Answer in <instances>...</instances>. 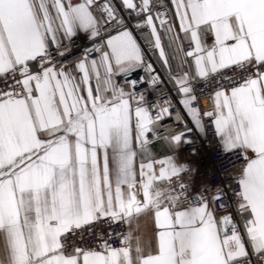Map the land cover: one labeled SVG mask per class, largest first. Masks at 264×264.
I'll return each mask as SVG.
<instances>
[{
    "label": "snow or ice",
    "instance_id": "6c2138e0",
    "mask_svg": "<svg viewBox=\"0 0 264 264\" xmlns=\"http://www.w3.org/2000/svg\"><path fill=\"white\" fill-rule=\"evenodd\" d=\"M94 6L0 0V264L264 259V0H104L102 21ZM77 30L91 46L68 59ZM135 32L182 110L167 91L147 101L164 79ZM137 69L144 75L131 79ZM201 81L215 82L203 111ZM193 128L211 129L223 152L242 158L228 185L235 215L217 214L220 186L188 197L183 177L195 168L178 153ZM101 223L113 230L77 246Z\"/></svg>",
    "mask_w": 264,
    "mask_h": 264
},
{
    "label": "built area",
    "instance_id": "2783aa9c",
    "mask_svg": "<svg viewBox=\"0 0 264 264\" xmlns=\"http://www.w3.org/2000/svg\"><path fill=\"white\" fill-rule=\"evenodd\" d=\"M78 2V0H76ZM167 2V0H166ZM104 0H97V6L92 8V11L97 16L98 19L103 18L102 15V6ZM118 7L120 4V0H113ZM126 15V13H125ZM137 36V39L141 43V46L145 49L147 58L149 62L153 63L154 67H156L152 58V53L147 52V44L143 38H141L140 33H134ZM71 40V49L72 55L67 57L68 59H72L75 56L81 54V52L89 48L91 46V41H85L79 36L78 32L72 36ZM68 43V42H66ZM188 46L186 45V48ZM159 71V70H158ZM161 74V73H160ZM227 75H232V72L226 70ZM144 75L142 69H137L135 73L130 77L131 79H138L139 76ZM164 83L159 86L157 91L149 90L147 92V101L151 104L156 102L157 98L160 96V93L167 91L168 95L173 98V103L176 108L182 110V105L179 104L178 98H176L175 92L167 85L165 78ZM215 82H211L205 84L204 82H194V88L196 89V94L200 97L199 99V107L201 111L205 109L211 108V104L209 102V92H211L214 88ZM4 85L0 82V88H3ZM142 87H147V85H143ZM201 89H203V94H201ZM166 98V97H164ZM182 114L187 118V114L182 111ZM179 118L173 114L171 118L166 117L164 123L171 129L172 125L177 123ZM189 126L192 127L190 120ZM191 139L194 141L190 145H183L180 150L184 156L185 162L195 168V175L189 181L187 175L183 177L185 181L190 183V188L188 190L189 199H193L195 196L199 198L200 194L203 193L205 195H211L209 190L217 188L220 186L227 193V198L223 201L225 204V208H220L221 201L216 202L217 213H221L223 211L231 212L235 215V197L232 194L231 189L228 188L229 184H232L235 187L234 177L236 175V171L239 169L240 164L242 163V158L238 157V154L235 152L225 153L219 146L218 138L213 135V131L209 129L207 133L198 132L195 128L192 129L191 133H189ZM207 137V138H205ZM196 150V154L192 155V150ZM239 220V217H236ZM116 230L121 232H126V225H114ZM113 229L108 226L107 223H101L92 229V235L89 236L87 232L84 234L83 241L81 242L80 236L77 235L75 237V243L77 246L81 247H94L99 242V234L105 232H111ZM113 246H118L119 241L115 238L109 241ZM249 259L252 261V264H264V259H261L259 256L250 255Z\"/></svg>",
    "mask_w": 264,
    "mask_h": 264
},
{
    "label": "crops",
    "instance_id": "0c3cea01",
    "mask_svg": "<svg viewBox=\"0 0 264 264\" xmlns=\"http://www.w3.org/2000/svg\"><path fill=\"white\" fill-rule=\"evenodd\" d=\"M76 32L79 33V36H81V38H82L83 40H85V41H90L89 36H88V34H87L85 31L77 30ZM71 38H72V37H71ZM71 38H70V39H71ZM66 42H68V41H65V43H66ZM151 59H153V61H154L155 65H156V67L158 68V70L160 71V73L162 74V76L165 78V80H166V82H167L166 84L169 85V87L175 92V90L173 89L172 84H170V83L168 82L167 78L164 76V73H163V71L161 70V65L157 62L156 57H155L154 55H152V58H151ZM175 95H176V98H178L176 92H175ZM178 100H179V98H178ZM209 102H210L211 107H212V102H211L210 99H209ZM152 148H153V151L157 154V156H162V155L166 154V149H164V148L162 147V145H161L159 142H154L153 145H152ZM178 159H179L180 162H185V159H184V156H183L181 150H179V153H178ZM198 199H199V198H198ZM198 199H197V200H198ZM217 214H220V213H217ZM126 228H128L127 225H126ZM126 231H127V230H126Z\"/></svg>",
    "mask_w": 264,
    "mask_h": 264
},
{
    "label": "water",
    "instance_id": "95a60500",
    "mask_svg": "<svg viewBox=\"0 0 264 264\" xmlns=\"http://www.w3.org/2000/svg\"><path fill=\"white\" fill-rule=\"evenodd\" d=\"M193 199H194V200H197V199H198V197H197V196H195Z\"/></svg>",
    "mask_w": 264,
    "mask_h": 264
}]
</instances>
